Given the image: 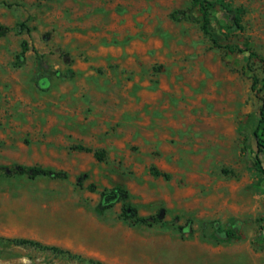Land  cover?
I'll use <instances>...</instances> for the list:
<instances>
[{"label": "rangeland", "instance_id": "obj_1", "mask_svg": "<svg viewBox=\"0 0 264 264\" xmlns=\"http://www.w3.org/2000/svg\"><path fill=\"white\" fill-rule=\"evenodd\" d=\"M208 1L210 36L191 0H0V167L67 175L0 174V264H264V0Z\"/></svg>", "mask_w": 264, "mask_h": 264}, {"label": "trees", "instance_id": "obj_2", "mask_svg": "<svg viewBox=\"0 0 264 264\" xmlns=\"http://www.w3.org/2000/svg\"><path fill=\"white\" fill-rule=\"evenodd\" d=\"M192 5L198 8L199 12L201 13V30L202 32L210 36V31H209V12L213 11V9L216 7V3L208 1V0H191ZM223 10H225L228 13L234 14V11L230 9L227 6L223 7ZM179 16H181V13H177V15L173 16L175 20L179 19ZM192 20V17H190ZM233 23L235 26L238 24V17L233 16ZM25 29L24 24L19 25V31H22ZM8 29L6 27L0 26V37L4 36L7 33ZM28 45L26 41H23L21 43V51L17 54L16 59H15V65L16 66H21L24 64L25 59H26V53L28 51ZM52 76L56 78H69L72 76V73L68 71L65 75H63L60 71H48L45 67H42L39 65L37 67V75L34 78V82L36 87L40 91H47L50 87V82ZM252 90H255L256 92L259 91V89H256V80L253 81ZM260 121H259V129L264 128V101L262 102L261 109H260ZM255 137L257 139L256 145L264 148V141L261 140L258 136L257 133H255ZM75 150L81 151V152H92L89 148H85L82 146H75ZM93 156L95 157L96 160L102 161L103 159V153L99 151H93ZM257 169L259 173H261L264 176V168L261 166L260 159L257 162ZM0 174L4 176H25L29 179H35L37 177H50V178H55V179H66L67 175L64 172L61 171H54L49 168H43L40 166H34V167H27L24 165H19L15 164L12 166H1L0 167ZM152 174L154 176H163L167 177L166 174L160 173L158 171L152 170ZM82 177H85L83 175ZM78 185L81 184L80 179L77 182ZM94 187L93 185L89 186V189L92 190ZM115 191L118 192V195L126 200L128 198V194L125 190L121 188H116ZM121 217L125 220H130L133 224H141V225H147L151 226L159 220L157 219L156 216H148V217H142V216H137L136 215V210L130 205V204H123L122 206V212H121ZM225 237L223 238L224 240H238L240 238V234L236 231V229L226 232ZM24 243H29V241H24ZM45 248V247H44ZM54 250H58L56 248H53ZM59 251V250H58Z\"/></svg>", "mask_w": 264, "mask_h": 264}, {"label": "water", "instance_id": "obj_3", "mask_svg": "<svg viewBox=\"0 0 264 264\" xmlns=\"http://www.w3.org/2000/svg\"><path fill=\"white\" fill-rule=\"evenodd\" d=\"M114 197H112V199H113Z\"/></svg>", "mask_w": 264, "mask_h": 264}]
</instances>
